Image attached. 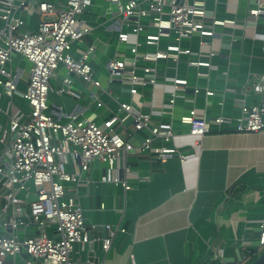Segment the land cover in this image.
I'll return each mask as SVG.
<instances>
[{
  "label": "crops",
  "instance_id": "1",
  "mask_svg": "<svg viewBox=\"0 0 264 264\" xmlns=\"http://www.w3.org/2000/svg\"><path fill=\"white\" fill-rule=\"evenodd\" d=\"M47 1L56 8L64 4V0ZM184 1L190 4L195 0ZM199 1L205 4L210 17L208 23L212 19H233L235 23L215 27V37L206 38L208 43L203 46L199 45L198 34L182 40L180 46L190 49L191 54L181 56L178 61L160 59L154 63L156 83L139 86L132 100L127 91L128 83L110 81L106 65L112 58H130L128 49L134 46L135 36L123 25L115 5L109 0H92L80 18L91 32L72 45L70 54L77 58L80 52L94 46L89 64L101 88L110 90L121 102L131 100L137 109L150 112L154 123H171L175 137L169 142L155 140L151 153L127 157L126 164L131 171L126 178L128 190L121 185L102 183L105 165L98 161L82 173L77 183L66 186L65 197L73 198L81 208L90 236L84 249L78 244L74 246L70 255L74 263L86 261L91 253L99 264H249L264 253L258 250V225L264 221V129L240 133L234 124L221 127L214 124L219 115L236 121L242 105H256L264 99V93H241L242 88L264 77V16L255 19L248 14L258 5L257 0ZM258 1L264 7V0ZM26 2L27 9L19 10L17 15L24 20L27 30L34 31L38 10L35 0ZM150 22L149 17L142 19L148 27L139 37L142 43L139 49L165 50L173 43V34L161 37L158 46L144 44L142 35L156 33L154 27H149ZM119 31L129 33L124 47L117 45ZM15 58L11 69L17 71L18 86L24 87L21 77L25 76L29 64L19 56ZM187 59L210 60L217 69L209 71L207 77L197 76V69L187 66ZM66 76L60 65L50 80L47 103L55 120L65 123L76 115L79 120L88 118L102 124L109 112L98 108L97 101L112 111L117 110L115 101L102 89L86 87L74 76H71L72 86L80 91V97L58 94L56 90ZM174 77L187 79L189 87L197 86L201 92L194 96L190 90L180 91L170 114L162 105L170 97L169 82ZM206 89L214 94L206 96ZM15 102L22 110H27L23 100L17 98ZM192 108L210 125L209 133L201 139L189 135V127L180 122V117ZM116 128L124 130L136 145L143 140L144 135L136 133L130 121L124 128ZM159 147H175L181 153L195 156L181 162L175 154L160 162L153 156ZM67 170L70 172L71 168L68 166ZM119 175L123 177L122 172ZM108 224L125 232H118L110 248L104 251V226ZM19 227L18 237L38 229L28 224ZM28 227L32 230L28 231ZM43 230L55 236L51 227ZM20 263L19 256L6 262Z\"/></svg>",
  "mask_w": 264,
  "mask_h": 264
},
{
  "label": "built area",
  "instance_id": "2",
  "mask_svg": "<svg viewBox=\"0 0 264 264\" xmlns=\"http://www.w3.org/2000/svg\"><path fill=\"white\" fill-rule=\"evenodd\" d=\"M116 7L117 15L123 25L135 36V44L130 47V58H112L106 65L109 80H125L128 93L134 97L138 87L156 83V63L160 59L178 61L181 56H189L190 49L182 48L180 42L193 34L200 36V46L206 45V38L215 37V27L234 24L233 19L216 20L210 17L203 1L195 0L186 6L176 5V0H109ZM92 0H64L62 8L47 0H35L38 10V24L34 31L27 30L25 22L17 13L27 9L26 0H0V264L19 256L21 247H25L28 256L41 264H75L70 255L76 244L81 249L90 242L88 229L79 205L73 198L65 197L66 186L77 183L83 172H87L95 162L105 163L106 167L100 181L121 185L125 190L130 187L126 178L131 171L126 164L129 155L151 153L152 144L161 139L173 141L175 134L171 123H154L150 112L137 109L132 101L121 102L112 96L110 90L101 88V83L93 78L89 60L95 52L89 46L74 58L71 47L80 42L91 30L80 20L91 5ZM258 5L248 11L255 19L264 16V7ZM167 9V10H166ZM166 10V11H165ZM47 17H53L47 19ZM149 17V27L156 29L155 34H145L144 44L158 46L161 37L174 35L172 44L165 50L141 51L139 37L148 27L142 19ZM129 40L127 31H119L117 45L124 47ZM264 52V46H262ZM213 52L210 53L213 56ZM19 56L26 60L29 68L21 77L24 89H18L19 79L11 63ZM143 62V66L138 63ZM189 67L197 69V76L207 77L209 71L217 69L210 60L187 59ZM63 65L67 76L62 80L56 92L80 97V91L72 86L71 76L79 78L86 87L102 89L115 101L117 110L112 111L100 101L96 106L109 112L102 124L88 118L78 119L76 115L61 123L49 112L47 98L51 90L50 80L57 69ZM201 68L207 69L201 71ZM171 94L162 107L172 113L174 103L180 91L190 90L194 96L201 92L197 86L189 87L185 78L174 77L170 80ZM229 91V89H227ZM264 93V77H260L251 86L241 89V93ZM206 96L213 91L204 90ZM20 98L27 105L24 111L15 100ZM131 122L136 133H141L140 144L133 143L124 130ZM180 122L189 127V135L201 139L209 133L210 125L198 117L192 108L180 117ZM218 127L231 126L240 133H256L264 129V99L256 105H242L240 118L219 115L214 119ZM154 157L165 162L177 154L181 162L194 157L181 153L175 147H159ZM71 168L69 172L67 167ZM122 172L121 178L119 173ZM41 187V188H38ZM30 206L31 216L40 225L47 221L55 236H48L43 229L37 236L24 233L20 240L17 235L19 226L14 218L25 216V206ZM8 207H12V216L8 224L2 223ZM11 232L5 237L6 228ZM260 234L258 250H264V221L258 225ZM106 236L102 240V249L107 251L118 232L124 233L112 225H105ZM20 257V256H19ZM20 264H30L21 259Z\"/></svg>",
  "mask_w": 264,
  "mask_h": 264
},
{
  "label": "water",
  "instance_id": "3",
  "mask_svg": "<svg viewBox=\"0 0 264 264\" xmlns=\"http://www.w3.org/2000/svg\"><path fill=\"white\" fill-rule=\"evenodd\" d=\"M175 4L186 6L188 3H187V1H184V0H176ZM138 136H139V134H138ZM38 188H41V187H38ZM11 216H12V207H8L6 210L5 217L2 219V223L8 224L9 217H11ZM14 220L16 223H24V224H28V225L33 226V227H37L38 229L34 232V234L31 235L32 237L37 236L40 232V229H45V228L49 227L47 221H44L43 224L40 225L39 223H36L33 220V217L31 216V209H30V206L28 204L25 206V216L15 217ZM86 227H88V226H86ZM6 232L7 233L5 234V237L9 238L10 237L9 234L11 232L9 227L6 228ZM259 234H260V230L258 231V238H259ZM19 256L21 259H23L25 261H29L30 264H41L40 261H38L37 259L28 256L25 247L20 248ZM75 264H99V262L97 259H94L92 257L91 253H89L86 261H80V262L75 263ZM249 264H264V253L260 254L255 260H253Z\"/></svg>",
  "mask_w": 264,
  "mask_h": 264
},
{
  "label": "rangeland",
  "instance_id": "4",
  "mask_svg": "<svg viewBox=\"0 0 264 264\" xmlns=\"http://www.w3.org/2000/svg\"><path fill=\"white\" fill-rule=\"evenodd\" d=\"M166 11V10H165ZM154 31H152L151 30V33H153ZM193 35H195V34H193ZM141 37H144V35H142ZM13 65V64H12ZM14 69V68H13ZM18 89H20V90H23L24 89V87H20V86H18ZM17 103V102H16ZM19 105V104H18ZM20 106V105H19ZM21 107V106H20ZM22 108V107H21ZM103 165H105V167H106V164L105 163H102ZM23 228V227H22ZM32 230V228H30V227H28L27 228V230L29 231V230ZM18 230H20V227H18ZM49 230V229H48ZM27 233H30V232H27ZM49 236V235H48ZM22 237H23V234L21 235V236H19L18 238L21 240L22 239Z\"/></svg>",
  "mask_w": 264,
  "mask_h": 264
},
{
  "label": "trees",
  "instance_id": "5",
  "mask_svg": "<svg viewBox=\"0 0 264 264\" xmlns=\"http://www.w3.org/2000/svg\"><path fill=\"white\" fill-rule=\"evenodd\" d=\"M251 254H252V252H251ZM254 259V257L252 258V260Z\"/></svg>",
  "mask_w": 264,
  "mask_h": 264
}]
</instances>
